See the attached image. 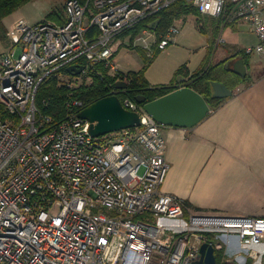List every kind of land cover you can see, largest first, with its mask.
Masks as SVG:
<instances>
[{"label": "built area", "instance_id": "obj_1", "mask_svg": "<svg viewBox=\"0 0 264 264\" xmlns=\"http://www.w3.org/2000/svg\"><path fill=\"white\" fill-rule=\"evenodd\" d=\"M176 1L220 19L222 28L246 23L258 43L244 52L264 56V0H68L63 24L19 20L7 31L10 47L0 56V264H195L203 244L223 252L228 264L233 238L253 255L264 218L193 214L161 192L169 169L164 126L141 105L119 99L141 125L94 138L79 117L87 107L81 100L71 99L61 120L35 102L40 85L71 66L83 70L68 73L69 89L89 86V70L102 66L117 76L111 96L118 97L125 90L115 85L127 82L116 62L125 43L119 36ZM181 24L159 41L144 29L133 44L149 56L154 47L164 52Z\"/></svg>", "mask_w": 264, "mask_h": 264}, {"label": "crops", "instance_id": "obj_2", "mask_svg": "<svg viewBox=\"0 0 264 264\" xmlns=\"http://www.w3.org/2000/svg\"><path fill=\"white\" fill-rule=\"evenodd\" d=\"M212 31L220 58H200L198 69L226 62L233 73L243 60L245 76H238L243 81L230 89L233 95L196 127H163L169 169L161 192L183 200L193 214L264 218V56L244 52L258 43L244 22ZM220 37L225 42L219 44ZM180 68L174 76L183 78V84L198 70ZM250 250L253 255L233 238L225 252L228 264H264V238Z\"/></svg>", "mask_w": 264, "mask_h": 264}, {"label": "trees", "instance_id": "obj_3", "mask_svg": "<svg viewBox=\"0 0 264 264\" xmlns=\"http://www.w3.org/2000/svg\"><path fill=\"white\" fill-rule=\"evenodd\" d=\"M32 1L34 0H0L1 42L5 41L7 43V29L4 25V20L13 12ZM64 9L65 7H63V10L61 9L56 12H51L47 15V19L56 21L58 24H63L65 21ZM189 15L195 17L201 16L192 6L187 5L182 1H176L167 8L159 11L153 18L145 20L134 26L132 29L122 33L119 38L122 40L128 39L129 48L139 50V47L133 46L134 40L142 30L149 29V25L151 23L159 20V25L155 31L157 40L159 41L161 36H163L167 29L173 24L174 20L185 18ZM212 20L216 22L215 24L217 25V29H219V25L222 26L220 19ZM199 26L200 28L202 27L201 25ZM201 31L205 32L204 28H201ZM94 32L95 34H98L96 30L93 31V33ZM215 32L217 33L218 31L215 29ZM158 53L161 52L154 47L152 56L148 58L145 57V50L142 49L141 51V54L145 57L143 59L146 61V65H149L151 60ZM146 68L144 67L142 71L137 73H125L127 79L125 85L127 88L123 93L118 95L120 100L129 99L135 101L137 96H144L146 101L150 102L171 93L179 87L175 84V80L168 85L151 86L145 77L144 72ZM181 71L182 69L179 70V73H181ZM88 74L92 77V83L89 86L81 85L76 89H69L66 85V81L69 79L67 67L60 69L55 76L50 77L40 85L35 98L36 105L42 110L43 114H48L54 116V119L61 120L64 119L67 114V105L71 99H79L84 105L89 106L100 99L111 96L117 76L110 75L108 70L103 69L102 66L90 69ZM64 79H66V81ZM242 81L243 79L234 75L226 66V62H222L209 67L207 65L203 66L201 69H198L196 72L188 76L183 85H186L199 93L207 101L210 110L213 111L217 109L226 99H216L212 97V83H223L229 89H233ZM45 104L48 106H45ZM222 256L223 252H216L215 257L217 264H222Z\"/></svg>", "mask_w": 264, "mask_h": 264}, {"label": "water", "instance_id": "obj_4", "mask_svg": "<svg viewBox=\"0 0 264 264\" xmlns=\"http://www.w3.org/2000/svg\"><path fill=\"white\" fill-rule=\"evenodd\" d=\"M158 25L159 20H156L149 25V30L156 31ZM82 70V66H71L67 72L79 75ZM233 73L245 76L243 60L234 65ZM183 82V78H178L179 87L163 97L147 102L144 96H137L135 102L142 105L144 112L164 127L192 129L205 120L211 110L207 101L199 93L183 85ZM115 87L119 90L127 88L124 83H117ZM212 91V97L216 99H227L233 95L232 90L219 82L212 83ZM79 117L89 122L88 132L94 138L141 125L139 114L125 109L115 95L90 104L80 112ZM199 254L200 261L195 264H217L211 246L203 244Z\"/></svg>", "mask_w": 264, "mask_h": 264}, {"label": "rangeland", "instance_id": "obj_5", "mask_svg": "<svg viewBox=\"0 0 264 264\" xmlns=\"http://www.w3.org/2000/svg\"><path fill=\"white\" fill-rule=\"evenodd\" d=\"M67 1L68 0H34L7 17L4 20V25L7 31L19 20H24L31 25L38 23L59 25L56 21L48 20L47 15L51 12L63 10ZM175 21L183 23L180 26V33L176 37V42L167 47L164 52L156 54L149 65H146V61L143 59L145 57H150L148 55L149 52L145 51L144 57V55L141 54L142 47L138 46V44H133V46L139 47L141 51L138 49H130L128 46V39H126L125 43L119 48L120 50L118 49V54L116 53L121 72L137 73L142 71L144 67H147L144 72L145 76L149 82L158 85L167 83L170 79L177 80L179 76H174L177 67V72L181 69L180 66L182 65H187L188 70L194 72L198 69L200 58H220V50L215 53L217 47H215L214 40L211 39L215 37L213 36L212 30L216 29V31H218L222 26L219 25V29H217L214 20L203 16L195 17L189 15L185 18L176 19L173 23H175ZM199 25H201V28H204L205 31L207 29V31H201ZM6 41L7 43L5 41H0V56L10 47L8 37ZM220 47L222 48V46ZM175 65L178 66L175 68ZM64 80L66 81V79ZM81 82L82 81H75V86H80Z\"/></svg>", "mask_w": 264, "mask_h": 264}]
</instances>
